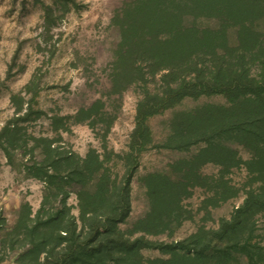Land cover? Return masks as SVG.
<instances>
[{"label": "trees", "instance_id": "1", "mask_svg": "<svg viewBox=\"0 0 264 264\" xmlns=\"http://www.w3.org/2000/svg\"><path fill=\"white\" fill-rule=\"evenodd\" d=\"M58 9L70 10L65 1ZM46 24L54 9L46 6ZM112 23L119 30L111 63V95L139 90L135 128L126 154L95 149L81 156L62 136L23 134L24 123L43 115L53 131H69L70 116L49 117L34 110V98L15 95V114L0 130V148L9 163L15 153L27 176L43 181L47 193L36 212L25 204L4 248L17 252L14 264H264V0H129ZM31 81L26 86L33 91ZM222 96L224 104H205L177 112L165 141L154 144L148 120L187 98ZM102 101L80 110L75 123L90 120ZM98 108V109H97ZM35 114V118H33ZM105 122L106 120H102ZM112 121L106 127L110 130ZM26 133V132H25ZM191 153L167 172L142 177L149 210L128 230L133 181L140 155L149 147ZM112 156L123 171L111 165ZM219 167L216 175L202 168ZM245 170L241 185L231 177ZM195 188L218 207L244 194L243 202L217 228L200 227L187 238L172 237L189 219L184 201ZM76 194L79 216L68 199ZM5 222L0 216V226ZM144 250L158 251L146 257Z\"/></svg>", "mask_w": 264, "mask_h": 264}, {"label": "rangeland", "instance_id": "2", "mask_svg": "<svg viewBox=\"0 0 264 264\" xmlns=\"http://www.w3.org/2000/svg\"><path fill=\"white\" fill-rule=\"evenodd\" d=\"M68 1L70 10L64 14L58 9ZM129 0H0V130L13 118L15 105L12 98L23 95L34 98V110H42L52 116H70L65 121L69 131H53L52 121L42 116L36 121L24 123L23 134L37 137H63L71 149L86 156L92 149L104 153L114 151L126 154L135 128L136 107L139 90L130 89L123 95H111V63L116 48L119 30L112 23L117 10ZM46 6L54 9L53 25L46 24ZM33 83V91L26 86ZM98 101L105 107L94 113L95 126L90 120L75 123L76 114L91 108ZM222 96L187 98L181 104L154 116L148 125L154 144L165 141L170 132V122L180 111L198 108L205 104H224ZM98 109V108H97ZM35 118V114L32 115ZM106 120L103 122L102 120ZM112 121L110 130L106 127ZM26 132V133H25ZM191 153L152 148L140 155V164L133 181L132 213L127 223L128 230L149 210L143 176L151 172H167L169 165L190 156ZM15 153V164L9 163L0 148V216L5 222L0 226V264H14L17 252L5 249L7 232L12 230L21 208L28 204L33 211L40 209L47 189L43 181L29 177L19 164L30 160L31 155ZM20 161V162H19ZM123 171V162L112 156L111 165L117 164ZM219 167L208 164L202 168L204 175H216ZM245 170H235L230 178L239 185L244 182ZM211 194L204 188H195L191 197L184 201L186 220L172 237L151 236L153 240L176 241L187 238L200 227L217 228L221 219L230 217L234 208L244 200V194L218 207L204 203ZM74 206L73 214L79 216L76 194L68 199ZM260 233L264 234V218L260 219ZM146 257H157L158 251L144 250Z\"/></svg>", "mask_w": 264, "mask_h": 264}]
</instances>
